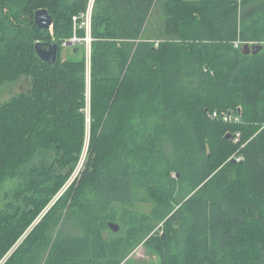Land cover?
Segmentation results:
<instances>
[{
    "label": "trees",
    "instance_id": "1",
    "mask_svg": "<svg viewBox=\"0 0 264 264\" xmlns=\"http://www.w3.org/2000/svg\"><path fill=\"white\" fill-rule=\"evenodd\" d=\"M156 2L95 0L89 139L64 187L86 142V63L60 53L84 37L87 0H0V84L29 81L0 105V264H124L142 242L159 264H264V0H163L161 35L144 37ZM36 41L58 43L54 64ZM138 187L150 214L117 213Z\"/></svg>",
    "mask_w": 264,
    "mask_h": 264
},
{
    "label": "rangeland",
    "instance_id": "2",
    "mask_svg": "<svg viewBox=\"0 0 264 264\" xmlns=\"http://www.w3.org/2000/svg\"><path fill=\"white\" fill-rule=\"evenodd\" d=\"M162 1L163 0H157L156 5H154L152 14L150 16V19L147 23V25L144 27L143 36L149 37L150 35H161L162 26H163V14H162ZM95 0H87L86 9L89 5H92V9L94 7ZM80 24V23H79ZM50 28V32H51ZM90 35V34H89ZM86 38V31L84 37H78V35L74 32L72 38L69 40L71 41L73 38ZM91 37V36H90ZM68 40V41H69ZM92 38H90V42L86 41H75L72 43L71 46H63L60 56L62 59L71 57V58H78L81 54L84 53L85 63H86V71H85V80H86V101H85V116H86V136H85V146H84V152L83 155L76 165V168L74 170V173L69 178L66 186L67 187L74 179V177L80 173L81 166L85 158V153L87 150V144L89 139V81H90V68H89V62H90V43ZM65 43V42H64ZM244 43V42H243ZM89 44V49H88ZM250 45L256 44V43H249ZM78 47L80 48V51L77 53H73V48ZM83 50V51H82ZM29 89V81L24 76L18 78L15 81H9V82H3L0 84V105L6 101H8L11 97L14 95H17L21 92H26ZM149 121L144 122V124L137 122L136 129L138 130V134H142L144 132L149 131ZM117 206V213L119 214L122 211V208L126 209L128 212H131L134 214L135 217H139L142 215H148L150 214L153 203L148 199L147 193L144 191L143 188L137 189L135 192V198L134 203L132 205H120L115 204ZM178 207V206H177ZM128 215V214H127ZM120 228L122 227V223H120V218L118 217L115 221ZM124 225V224H123ZM161 224H158L153 231L159 228ZM109 232L104 231V236L109 238ZM159 256L155 254L152 250H148L147 247L142 243H140L138 246H136L130 254L126 257L124 260L126 263L124 264H159Z\"/></svg>",
    "mask_w": 264,
    "mask_h": 264
},
{
    "label": "water",
    "instance_id": "3",
    "mask_svg": "<svg viewBox=\"0 0 264 264\" xmlns=\"http://www.w3.org/2000/svg\"><path fill=\"white\" fill-rule=\"evenodd\" d=\"M34 22L37 25V27L40 29H50L53 24V17L46 8H38L34 12ZM71 45H72V41L70 40L63 43V46H71ZM34 49H35V53L40 58V60L51 65L56 62L59 51L58 43L52 41H36L34 43ZM261 49H262V44L250 45L248 43H243L240 46V50L243 54H256ZM225 138L230 139L231 134L226 133ZM230 161L235 162L236 159L232 157ZM107 226L113 232H117L120 229V226L116 222H108Z\"/></svg>",
    "mask_w": 264,
    "mask_h": 264
},
{
    "label": "built area",
    "instance_id": "4",
    "mask_svg": "<svg viewBox=\"0 0 264 264\" xmlns=\"http://www.w3.org/2000/svg\"><path fill=\"white\" fill-rule=\"evenodd\" d=\"M92 5H89L88 8L82 12L80 14V18L82 19V21L80 22V24H78V27L81 28L83 27L86 31V38H73L71 41L75 42V41H86V42H90V28H91V14H92ZM73 21L76 24L77 21V16L73 17ZM75 26V25H74ZM72 42V43H73ZM243 44V42H241L240 40H235L233 42V46L235 48L240 47ZM88 49H89V44H88ZM208 116L212 119H221L224 122H239L240 121V110H238L237 112H231V111H212L208 114ZM233 141L237 142L240 138V133L236 132L234 134ZM235 159H240V157L235 158Z\"/></svg>",
    "mask_w": 264,
    "mask_h": 264
}]
</instances>
